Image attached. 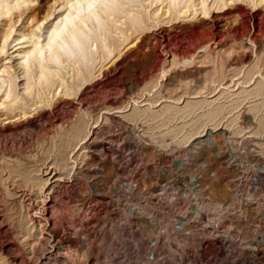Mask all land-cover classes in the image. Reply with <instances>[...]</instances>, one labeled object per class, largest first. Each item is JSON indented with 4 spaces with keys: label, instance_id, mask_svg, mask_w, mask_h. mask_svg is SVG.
I'll list each match as a JSON object with an SVG mask.
<instances>
[{
    "label": "rangeland",
    "instance_id": "obj_1",
    "mask_svg": "<svg viewBox=\"0 0 264 264\" xmlns=\"http://www.w3.org/2000/svg\"><path fill=\"white\" fill-rule=\"evenodd\" d=\"M200 2L133 0L105 34L111 53L96 41L89 63H61L39 88L21 56L64 0L0 16V41L13 29L0 52V264H75L66 250L92 264L130 232H168L164 254L194 264H264V0Z\"/></svg>",
    "mask_w": 264,
    "mask_h": 264
},
{
    "label": "bare ground",
    "instance_id": "obj_2",
    "mask_svg": "<svg viewBox=\"0 0 264 264\" xmlns=\"http://www.w3.org/2000/svg\"><path fill=\"white\" fill-rule=\"evenodd\" d=\"M165 1H167V4L172 10H175L182 3L192 0ZM203 1L205 0H201L200 3ZM132 4L133 0H64L65 12L45 31L44 35L38 32L37 34L35 33L36 36L34 34L33 36L35 37L31 40V48L22 53V61L19 64V68L22 69L26 87L39 88L42 85H49L51 77L56 74L61 63L70 62L75 65L89 63L93 55L92 45L96 41L99 43L98 46L105 55L111 53L112 49L106 41L105 34L108 32L110 24L114 22L115 15L124 13L125 7L131 6ZM18 6L19 0L0 1V16L7 15V21L10 23L13 20V10L17 9ZM9 27L2 34L0 52L5 51L12 36L13 29ZM11 81L7 82L8 89H6V95H9L14 90ZM89 132L90 129L87 133ZM73 163L75 164V161ZM122 239L123 237L120 238V243ZM121 248H123V245H119L113 250L116 252ZM64 254L74 261L75 264L79 260V257L71 250H66ZM107 254L109 253L106 252V262H108ZM52 259H55V257H52ZM52 259L50 258L43 262V264H57L56 259L51 261ZM101 263L99 262L97 264Z\"/></svg>",
    "mask_w": 264,
    "mask_h": 264
},
{
    "label": "built area",
    "instance_id": "obj_3",
    "mask_svg": "<svg viewBox=\"0 0 264 264\" xmlns=\"http://www.w3.org/2000/svg\"><path fill=\"white\" fill-rule=\"evenodd\" d=\"M197 194L193 198V201L197 205H199L200 209L203 208L207 215L213 217L214 219L221 217V211L219 210L215 202H212L210 198L202 197L200 191ZM186 198L192 201L191 197L186 196ZM206 203H210L209 207L204 206V204ZM179 210L181 211L182 208H180ZM187 219L188 218L186 217V223ZM178 221L180 220L177 217L173 222L176 223ZM183 227L185 230L187 229L189 234H191V224L187 223ZM199 229L202 228L199 227ZM143 234L144 236L139 232L138 234L136 233L135 235H133L130 232V234L126 238L123 237V248L116 252L113 250L118 244L117 238H115L114 241L109 243L105 248L106 250L102 254V259L98 260L96 258L95 262L92 261L90 263L94 264L97 261H102L104 259V256L106 255V252H108L110 254L109 260L108 262H106L107 260H104L103 264H194L191 263V261H184L183 259L179 258L181 254V252L179 251L169 249L167 250L168 253L164 254V251L162 250L163 245H166L167 239L169 237H172V234L168 232L161 233L164 242L161 241L160 243L158 242L156 235H152L149 233ZM177 253L179 254V256Z\"/></svg>",
    "mask_w": 264,
    "mask_h": 264
}]
</instances>
